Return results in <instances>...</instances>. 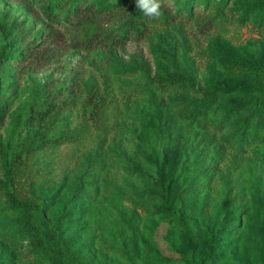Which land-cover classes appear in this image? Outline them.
Instances as JSON below:
<instances>
[{"label":"rangeland","instance_id":"1","mask_svg":"<svg viewBox=\"0 0 264 264\" xmlns=\"http://www.w3.org/2000/svg\"><path fill=\"white\" fill-rule=\"evenodd\" d=\"M39 4L0 0V52L37 45L0 60V182L14 129L64 135L27 156L17 189L45 204L80 264H264V0H210L91 51ZM96 91L99 126L86 110ZM31 107L50 113L18 126ZM249 119L254 139L239 131ZM23 217L1 187L0 264H52Z\"/></svg>","mask_w":264,"mask_h":264},{"label":"trees","instance_id":"2","mask_svg":"<svg viewBox=\"0 0 264 264\" xmlns=\"http://www.w3.org/2000/svg\"><path fill=\"white\" fill-rule=\"evenodd\" d=\"M210 0H159L161 4V15L152 19L144 15L137 7L135 0H122L105 8H99L93 0H39L40 8L50 23L57 25L60 29L70 34V39L78 48L91 51L102 47H121L127 41H141L152 32L153 24L168 23L178 17L190 15L195 6H201ZM115 25L116 27H112ZM53 28H49V32ZM60 32V31H57ZM10 48L18 50L14 60L25 62L36 56L37 45L22 48L12 41L3 47L0 52V60L7 57ZM182 78H171V82ZM103 95L92 92L86 100L88 122L101 125L104 121ZM263 107V104L258 106ZM206 112L205 109L201 110ZM50 113V109L30 108L28 116H19L17 125L25 121L34 124ZM228 116V114H227ZM262 115L259 114L258 118ZM25 123V124H26ZM241 137L254 139L258 136L257 126L249 119L239 130ZM27 132H30L29 130ZM66 136L48 138L36 129L32 141L18 139L14 129L5 145L6 148V176L4 182H0V188H5L9 203L24 210L23 225L27 233L34 236L33 244L40 248L49 258L52 264H80V258L75 252H70L64 241L61 229L51 222L46 213V206L42 201H29L20 195L17 186L22 185V165L27 156L35 149L47 143L60 142ZM217 229L215 233H219Z\"/></svg>","mask_w":264,"mask_h":264},{"label":"clouds","instance_id":"3","mask_svg":"<svg viewBox=\"0 0 264 264\" xmlns=\"http://www.w3.org/2000/svg\"><path fill=\"white\" fill-rule=\"evenodd\" d=\"M135 2L136 7L149 18L156 19L161 15L159 0H135Z\"/></svg>","mask_w":264,"mask_h":264}]
</instances>
